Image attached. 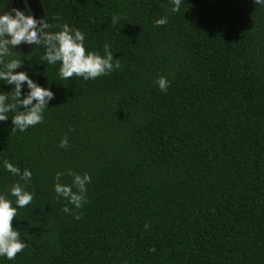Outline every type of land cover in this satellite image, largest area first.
Segmentation results:
<instances>
[{"label":"trees","instance_id":"obj_1","mask_svg":"<svg viewBox=\"0 0 264 264\" xmlns=\"http://www.w3.org/2000/svg\"><path fill=\"white\" fill-rule=\"evenodd\" d=\"M39 3L49 31L67 23L121 67L61 79L43 45L12 52L54 99L26 131L13 132L19 105L0 121V195L26 243L0 264H264V0H181L176 13L172 0ZM14 88L0 80V94ZM70 170L91 176L79 209L54 190ZM17 182L33 195L23 208Z\"/></svg>","mask_w":264,"mask_h":264},{"label":"clouds","instance_id":"obj_2","mask_svg":"<svg viewBox=\"0 0 264 264\" xmlns=\"http://www.w3.org/2000/svg\"><path fill=\"white\" fill-rule=\"evenodd\" d=\"M27 8L28 0H24ZM260 4L261 0H256ZM173 7L170 11L179 12L181 0H172ZM59 19V17H55ZM119 17L113 16L112 24L116 25ZM167 18L156 20L157 26H164ZM48 18L37 20L34 15H26L24 11L13 8L11 11L0 14V80L8 85H14L12 93L0 94V121L7 122L8 113L23 107L25 111H17L11 117L12 124L15 126L13 132L17 129L21 132L26 131L29 127L35 126L43 121V112L48 108V101L54 99V93L41 86H38L25 72H15L16 69L23 66V62L16 59H9L12 55V49L16 46L26 43L28 45H41L45 47V52L41 57L49 64L60 62L59 76L61 79H70L73 76L83 77L85 80L97 79L101 76L108 75L114 68H120L119 60L113 63V54L109 45H104V56L95 52H87L84 46L85 36L78 30L71 28L67 23L60 26L62 30L51 32L49 29ZM27 84L30 90L24 99H21L23 85ZM156 83L160 91L167 92L168 80L166 77H160ZM11 99L14 103H7ZM36 103H33V102ZM68 138L65 137L60 141L61 148L68 147ZM4 167L14 176H20L27 183L31 180L32 172L29 169L21 170L15 167L8 160L4 161ZM64 173L56 174V183L54 190L57 197H63L75 208L79 209L85 203L86 185L91 182V176L88 174L79 175L71 170L68 175L73 177L72 185H62L59 183ZM75 187L76 191H73ZM11 195L16 198L18 208L28 206L33 195L17 182L11 188ZM66 213L71 214V210L65 206L63 209ZM17 216V208L12 206V202L0 195V257H6L8 260H14L18 253L26 247V243L20 239V231L13 228V220ZM77 220L80 216L75 217ZM147 228L148 226L145 225ZM155 251V249H152Z\"/></svg>","mask_w":264,"mask_h":264},{"label":"rangeland","instance_id":"obj_3","mask_svg":"<svg viewBox=\"0 0 264 264\" xmlns=\"http://www.w3.org/2000/svg\"><path fill=\"white\" fill-rule=\"evenodd\" d=\"M13 8H18L21 11H24L26 15H34L37 20L43 19V11L39 0H28L27 8L25 7L24 0H0V14L11 11ZM35 46V44L28 45L26 43H22L21 45L13 48L12 51L24 55L32 51Z\"/></svg>","mask_w":264,"mask_h":264}]
</instances>
